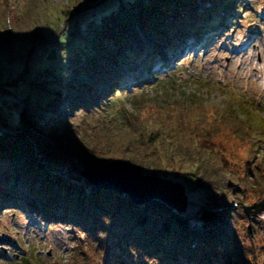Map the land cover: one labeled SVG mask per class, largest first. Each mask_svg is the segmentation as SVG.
Returning <instances> with one entry per match:
<instances>
[{"label":"trees","instance_id":"1","mask_svg":"<svg viewBox=\"0 0 264 264\" xmlns=\"http://www.w3.org/2000/svg\"><path fill=\"white\" fill-rule=\"evenodd\" d=\"M51 1L0 0V55L7 63L22 57L27 64L22 77L14 79L17 84L31 67L33 19L43 20L38 30L46 28ZM81 1H68L58 28L73 9L85 14L83 23L74 20L62 32L73 52L43 68L41 83L34 80L48 99L38 104L23 97L17 128L0 130V205L30 207L46 223L84 229L97 256L111 252L113 264H211L218 251L248 253L238 238L240 220L246 219L242 202L264 195V176H241L211 142L227 132L254 158L257 148L244 122L205 105L196 90L182 94L181 101L166 98L158 113L115 108L117 91L129 93L138 84L170 78L180 67L179 56L223 34L233 17L221 9L227 11L236 0ZM38 30L34 34L42 44L52 39ZM61 36L56 33L54 42ZM26 38L30 45L22 53L17 42ZM134 72L140 75L132 77ZM187 78L181 81L200 82ZM4 85L0 82L9 91ZM108 160L180 181L190 200L192 193L202 195V204L182 213L157 199L137 204L81 175L87 162ZM250 161L249 172L255 169ZM110 241L120 250L110 251Z\"/></svg>","mask_w":264,"mask_h":264},{"label":"rangeland","instance_id":"2","mask_svg":"<svg viewBox=\"0 0 264 264\" xmlns=\"http://www.w3.org/2000/svg\"><path fill=\"white\" fill-rule=\"evenodd\" d=\"M68 1H51L49 6L52 12L46 28L38 30L43 20L33 19L35 26L32 28L31 39L35 43L30 50L31 67L20 83H15L14 79L22 77L23 70L27 67L26 61L18 57L17 60L7 63L6 58L0 55V82H5L4 86L9 88L8 91L0 87V130L11 131L17 128L20 110L25 104L23 97L28 95L31 102L38 104H43L48 99L49 93L34 85V80L41 83L46 78L43 68L54 67L73 52L72 44L62 32L74 20L83 23L86 16L83 12L73 9V14L65 20L62 30L58 31L64 20L61 10L69 6ZM85 2L86 0H82L80 4ZM263 9L264 0H236L233 6L227 7V11L221 9V13H228L227 17H233L227 18L230 19L229 25L223 34L209 37L213 42L208 44L204 41L197 51L191 52L187 57L179 56L177 63H180V67L170 78L161 77L155 81L138 84L132 87L129 93L117 91L115 108L158 113L161 102L166 98L171 97L172 102L181 101L182 94L196 90L205 105L225 114H236L244 122V126L250 129L251 138H248L254 140L253 144L257 148L254 158H252L254 154L248 155L247 145H243L227 132L211 137V142L223 151L230 167L241 176L245 174L251 178L256 174L264 176V19H261ZM37 30L41 33L48 32L52 39L42 44L40 37L34 34ZM56 33L58 37L62 35L57 43L53 40ZM17 45H23L21 50L25 53L26 46L30 45V39H20ZM162 56L166 60L164 53ZM136 75H140V72L132 73V77ZM189 76L200 82L181 81L187 80ZM8 81L11 83H7ZM36 110L40 111V108L36 107ZM247 158L253 161L252 166L255 167L254 170H250L251 172L248 170L251 165L248 166ZM201 196L198 192L192 193L191 200L188 197L186 210L198 209L202 204ZM263 198L264 195L260 198L249 195L243 200L242 208ZM0 206V264H14L13 256L22 264H87V262L113 264L115 256L111 252L110 255L97 256V249L87 241L88 233L84 229L60 221L46 225L43 217L23 205L15 206L11 202ZM231 206L232 203L228 205ZM253 210L250 211L249 218L242 209L240 214L246 216V219L240 220L238 230V238L248 253L218 251L211 264H264V214L255 215ZM109 250L119 251L120 248L115 241H110ZM148 264L176 263L174 260H151Z\"/></svg>","mask_w":264,"mask_h":264},{"label":"water","instance_id":"3","mask_svg":"<svg viewBox=\"0 0 264 264\" xmlns=\"http://www.w3.org/2000/svg\"><path fill=\"white\" fill-rule=\"evenodd\" d=\"M81 175L92 184L127 194L137 204L157 199L179 213L187 208L188 195L182 182L154 173L145 174L128 161L108 160L98 164L87 162L82 167ZM252 209L253 214L262 216L264 198L243 206L249 218Z\"/></svg>","mask_w":264,"mask_h":264},{"label":"bare ground","instance_id":"4","mask_svg":"<svg viewBox=\"0 0 264 264\" xmlns=\"http://www.w3.org/2000/svg\"><path fill=\"white\" fill-rule=\"evenodd\" d=\"M86 239H87L88 242H90L88 238H86Z\"/></svg>","mask_w":264,"mask_h":264}]
</instances>
